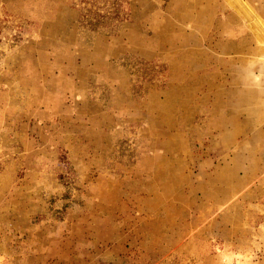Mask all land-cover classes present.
<instances>
[{"label":"rangeland","instance_id":"374dc122","mask_svg":"<svg viewBox=\"0 0 264 264\" xmlns=\"http://www.w3.org/2000/svg\"><path fill=\"white\" fill-rule=\"evenodd\" d=\"M0 264H264V0H0Z\"/></svg>","mask_w":264,"mask_h":264},{"label":"trees","instance_id":"16d2710c","mask_svg":"<svg viewBox=\"0 0 264 264\" xmlns=\"http://www.w3.org/2000/svg\"><path fill=\"white\" fill-rule=\"evenodd\" d=\"M119 18L118 11H106L105 13L85 11L80 16V24L90 31L98 32L104 29L107 33H114L118 27Z\"/></svg>","mask_w":264,"mask_h":264}]
</instances>
